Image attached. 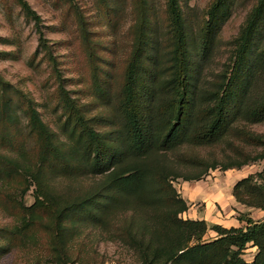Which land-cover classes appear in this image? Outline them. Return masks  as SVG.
Segmentation results:
<instances>
[{
    "label": "trees",
    "instance_id": "16d2710c",
    "mask_svg": "<svg viewBox=\"0 0 264 264\" xmlns=\"http://www.w3.org/2000/svg\"><path fill=\"white\" fill-rule=\"evenodd\" d=\"M138 1L140 21L135 26L138 32L124 69L119 96L115 94L112 103L119 117L113 130L97 128L95 116L76 103L63 88L60 74L56 73L60 90L58 103L66 115L61 125L67 135L64 139L43 121L30 96L17 89L14 91L23 102L27 130L34 139L35 156L32 158L27 151L28 137L13 143L7 140L8 126L19 121L11 108V85L0 76V119L2 117L6 123L2 138L11 143L17 153L12 157L0 156V164L6 167L2 169L5 175L0 177V190L8 182L6 179L18 174L22 178L21 196L33 186L34 198L29 206L23 199L18 201L19 223L1 231L7 236L5 244H0V254L10 250L13 240L20 246L35 245L40 240V229L47 236L49 262L82 264V256L78 254L79 258H73L69 248L83 233L85 220L90 219L109 231V237L119 238L132 248L136 264H264V214L257 220L244 215L239 217L244 223L239 227L214 224L211 229L216 237L203 241L209 228L206 221L179 216L188 209V204L170 180L183 174L173 166L148 161L151 154L173 149L184 142L195 146L212 145L226 135L229 124L237 121L240 113L245 114L248 122L264 121V95L252 98V87L264 64V44L259 48L257 42L264 22V0H256L246 15L234 38L221 80L209 93L208 105L202 111L197 107L196 74L211 56L218 31L234 0L211 3L205 26L199 30L195 42L189 40L180 0H165L170 36H166L169 43L163 59V49L158 46L160 41L146 29L151 21L149 0ZM16 2L25 17L34 21L38 49L57 69L58 60L44 36L40 15L27 0ZM92 56L90 53V58ZM161 83L162 88L172 90L176 97L156 110L152 99ZM91 84L99 99L111 95V82L107 78L93 75ZM110 98L104 100L110 103ZM240 135L247 145L261 149L253 154L241 149L240 156L223 163L221 169L240 168L264 160V134L241 130ZM216 163L202 165L198 162L196 170L183 177L197 180L209 168H216ZM52 165L66 169L65 175L85 171L100 178L89 190L67 197L54 191L49 183ZM232 195L246 207L264 212V167L238 180ZM126 214L118 223L117 218ZM248 244L257 249L252 262L242 257ZM39 261L35 257L31 264Z\"/></svg>",
    "mask_w": 264,
    "mask_h": 264
},
{
    "label": "rangeland",
    "instance_id": "374dc122",
    "mask_svg": "<svg viewBox=\"0 0 264 264\" xmlns=\"http://www.w3.org/2000/svg\"><path fill=\"white\" fill-rule=\"evenodd\" d=\"M213 1L180 0L189 29L190 42L191 39L194 42L198 39L199 30L205 26L208 9ZM255 1H233L218 31L211 56L202 63V70L196 74V97L200 98L197 99V107L201 111L208 105L209 93L221 80V73L233 49L234 38ZM27 2L41 17L44 36L53 46L58 60L57 69H54L47 57L38 49V34L34 21L25 17L16 0H0V76L11 85L13 97L11 108L16 112L19 121V124L12 123L8 126L7 140L13 143L15 140L28 137L27 151L33 158L34 139H31L32 135L27 130L23 102L21 103L14 91L17 89L30 96L43 121L64 139L67 135L63 133L61 125L66 115L58 103L60 90L56 73H59L63 88L79 106L95 116L97 128L113 130L119 122V117L114 112L112 103L115 94L119 96L124 69L138 32L135 26L140 21L138 12L140 3L138 0H27ZM149 3L147 7L151 21L146 29L157 38V42L160 41L158 46L163 49L161 52L163 59L169 43L167 37L170 36L167 29L165 0H149ZM261 28V33L257 37L259 48L264 44V22ZM150 46L149 40L148 48ZM90 53L93 54L91 58ZM148 61L146 59V62ZM262 66L263 69L252 87L254 92L252 98L264 95V64ZM93 75L107 78L111 82L109 88L111 95L101 100L93 93L91 89ZM159 85L157 95L152 99L156 110L169 104L172 98L176 97L172 90L162 88V83ZM1 95L0 92V98ZM106 98H110L111 102L107 103L104 100ZM244 117L245 114L240 113L237 121L233 120L229 124L226 135L212 145L195 146L184 142L173 149L151 154L148 158L152 164L173 166L172 168L179 170L183 176L194 172L198 162L202 165L217 162L216 168H209L197 180H185L182 175L170 180L188 204V209L179 216L183 219H203L209 226L202 238L203 241L216 237V232L211 229L214 224L226 228L239 227L244 224L239 217L244 215L257 220L264 214L260 209L246 207L237 202L232 195L234 184L248 174L260 171L264 167V160L240 168L223 170L220 167L223 163L238 158L241 149L252 154L261 149L258 146L247 145L240 134L241 130L264 134V121L252 123L246 121ZM0 120V156H15L17 153L12 149L11 143L2 138V130L6 123L2 117ZM4 168L6 167L0 164L2 178L5 175L2 173ZM66 173V169L59 165H52L48 178L52 189L67 197H74L89 190L100 178L99 175L85 171L77 173L73 171V174L65 175ZM21 180L18 174L12 175V178L6 179L8 182L0 190V201L3 204L0 207L1 245L5 244L7 236L1 231L4 229L7 231V228L19 223L18 201L23 199L26 206L34 201L33 186L21 196ZM126 216L127 214L119 216L118 223ZM84 224L83 233L70 243L69 253L73 258L80 254L82 264H136L133 249L124 241L109 237V231L98 224H93L90 219H86ZM39 230L40 240L35 245L20 246L17 240H13L14 245H11L10 250L0 254V264H31L35 257L40 260L38 264H52L48 261L45 246L47 236ZM256 251L255 246L248 244L242 257L247 262H252Z\"/></svg>",
    "mask_w": 264,
    "mask_h": 264
}]
</instances>
